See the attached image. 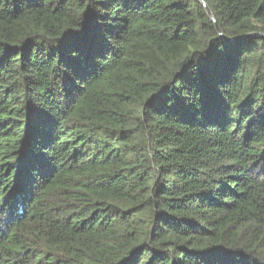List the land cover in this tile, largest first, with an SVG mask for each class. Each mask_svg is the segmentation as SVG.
<instances>
[{"label": "trees", "instance_id": "obj_1", "mask_svg": "<svg viewBox=\"0 0 264 264\" xmlns=\"http://www.w3.org/2000/svg\"><path fill=\"white\" fill-rule=\"evenodd\" d=\"M205 2L222 36L198 0H0V264H264V0Z\"/></svg>", "mask_w": 264, "mask_h": 264}, {"label": "water", "instance_id": "obj_2", "mask_svg": "<svg viewBox=\"0 0 264 264\" xmlns=\"http://www.w3.org/2000/svg\"><path fill=\"white\" fill-rule=\"evenodd\" d=\"M198 1H199V2L201 3V5L204 7V9H205L207 15L210 17V19H211V20L214 22V24L216 25V29L218 30L219 35L222 36V33L220 32L219 28L217 27V24H216V22H215L214 16L212 15L210 9H209L208 6L206 5L205 0H198ZM247 37H255V38H262V39H264V35H263L262 33H260V32H256V33L249 34ZM224 40H226V39L224 38Z\"/></svg>", "mask_w": 264, "mask_h": 264}]
</instances>
